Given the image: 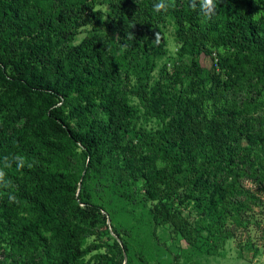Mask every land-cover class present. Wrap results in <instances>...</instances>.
<instances>
[{
	"label": "trees",
	"instance_id": "trees-1",
	"mask_svg": "<svg viewBox=\"0 0 264 264\" xmlns=\"http://www.w3.org/2000/svg\"><path fill=\"white\" fill-rule=\"evenodd\" d=\"M34 1L0 0V170L4 182L11 181L10 188L0 187V246L9 264H77L103 248L85 245L99 237L96 225L105 218L79 199L70 171L74 150L84 160L109 165L119 184L143 179L156 201L155 225L168 224L189 245L205 230L218 231L238 199L240 181H264V129L256 116L238 120L264 104V15L253 20L254 13H264V0H214L210 18L191 0H166L158 13V0H106L111 9L128 7L129 25L114 31L121 54L105 50L96 37L73 45L77 29L100 19L91 3L58 0L60 8L46 11ZM166 14L179 28L189 84L171 106L150 103L157 113L173 116L149 136L157 162L138 158L121 141L127 107L120 69L153 48L151 36ZM214 42L233 51L228 68L238 80L202 69L196 55ZM175 80L182 81L179 75ZM232 92L237 103L228 101ZM137 97L151 101L143 92ZM13 155L25 158L22 169ZM5 156L13 163L9 168ZM189 199L199 211L195 222L182 216ZM108 260L123 263L122 256Z\"/></svg>",
	"mask_w": 264,
	"mask_h": 264
},
{
	"label": "rangeland",
	"instance_id": "rangeland-1",
	"mask_svg": "<svg viewBox=\"0 0 264 264\" xmlns=\"http://www.w3.org/2000/svg\"><path fill=\"white\" fill-rule=\"evenodd\" d=\"M34 2L37 9L44 8L46 11L61 6L58 0ZM85 2L91 3L93 10L100 13V19L92 20L89 25L77 29L73 45L79 44L86 37H96L105 50L112 52L113 47L121 54L123 49L118 45L114 31L129 25L126 12L128 7L111 9L106 0ZM151 43L153 48H147L135 61L120 69V96L127 107L120 138L137 152L138 158L149 157L151 161L158 162L156 156L149 152L148 139L173 116L157 113L150 103H154L155 107L161 104L171 106L179 97H183L189 84L188 57L180 53L182 44L179 28L169 14L160 20L158 30L151 36ZM216 43L207 44L196 55L202 69L220 73L222 79L231 75L230 79L238 80L228 68L234 58L233 51L217 46ZM178 75L182 79L180 83L175 80ZM141 92L146 98H151L149 103L137 97ZM232 93L228 101L237 103L238 96ZM255 116L259 118L261 129H264V104L249 115L241 113L238 120L246 122ZM160 117H164L163 122ZM258 124L253 123L255 126ZM242 149L246 154L249 153V146L245 142H242ZM74 152L76 156L69 159L70 171L78 187L79 199L97 207L105 218L104 223L100 220L96 225L99 237L92 236L85 241V245L104 243L103 248L90 252L77 264H109L108 257L111 256L116 260L122 256V264L127 261L129 264H264V181L257 183L243 178L239 183L238 199L227 208L221 228L216 232L205 230L195 244L189 245L168 224L155 225L153 218L156 201L150 200L146 194L148 184L143 179L119 184L118 177L112 176L109 165L96 163L90 157L84 160L79 150ZM172 199L178 198L173 195ZM181 208L183 217L191 222L198 219L199 211L192 199ZM9 263L4 245H1L0 264Z\"/></svg>",
	"mask_w": 264,
	"mask_h": 264
},
{
	"label": "clouds",
	"instance_id": "clouds-1",
	"mask_svg": "<svg viewBox=\"0 0 264 264\" xmlns=\"http://www.w3.org/2000/svg\"><path fill=\"white\" fill-rule=\"evenodd\" d=\"M198 4L200 11L202 15H204L206 18H210L211 15L214 13L215 10V3L214 0H191V6L196 7ZM168 4L166 3V0H158V2L153 4V11L160 12L163 9H166ZM264 15V13L256 12L253 14V20L259 21L261 16ZM9 156H5L3 160L5 161L4 168H9L12 166L13 163H8ZM11 160L16 164V167L18 169H22L25 166V158L20 155H13L11 156ZM31 167V164L28 165ZM4 176L5 172L3 170H0V187L3 188H10L11 187V181L4 182ZM8 199L9 202H15L16 197L12 193H8Z\"/></svg>",
	"mask_w": 264,
	"mask_h": 264
}]
</instances>
